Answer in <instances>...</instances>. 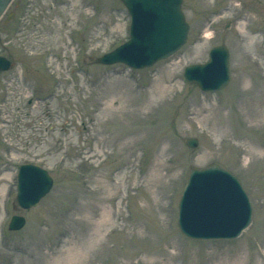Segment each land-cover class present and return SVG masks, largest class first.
<instances>
[{
	"label": "rangeland",
	"instance_id": "374dc122",
	"mask_svg": "<svg viewBox=\"0 0 264 264\" xmlns=\"http://www.w3.org/2000/svg\"><path fill=\"white\" fill-rule=\"evenodd\" d=\"M55 1L40 0L42 14H30L48 30L32 27L31 42H49L51 57L17 58L0 73V264H161L175 252L174 264H264V88L246 92L264 84V0H182L185 45L139 71L97 63L128 39L120 0ZM4 18L8 47L15 22ZM77 19L80 50L70 36ZM219 45L229 51V83L201 93L182 71ZM249 96L258 102L241 106ZM249 111L259 118L247 120ZM189 138L196 149L185 146ZM213 162L239 180L252 222L231 241H193L177 227L179 199L189 167ZM23 164L53 179L29 210L15 199ZM154 171L165 173L161 189L146 187ZM15 214L25 226L8 232Z\"/></svg>",
	"mask_w": 264,
	"mask_h": 264
},
{
	"label": "water",
	"instance_id": "95a60500",
	"mask_svg": "<svg viewBox=\"0 0 264 264\" xmlns=\"http://www.w3.org/2000/svg\"><path fill=\"white\" fill-rule=\"evenodd\" d=\"M12 0H0V17ZM131 17L130 40L109 54L100 57L102 65L123 63L130 68L150 67L174 54L186 40L188 26L180 10L181 0H120ZM9 63L0 59V71ZM185 81L196 84L201 92L218 91L229 81L228 51L217 46L203 65L187 66ZM186 145L196 148L197 141ZM17 201L25 209L36 204L52 185L47 173L39 168L19 169ZM251 208L238 180L225 168L212 163L206 168H189L187 185L181 197L178 226L191 239H234L249 226ZM24 219L13 217L9 230H19Z\"/></svg>",
	"mask_w": 264,
	"mask_h": 264
},
{
	"label": "flooded vegetation",
	"instance_id": "af4514ba",
	"mask_svg": "<svg viewBox=\"0 0 264 264\" xmlns=\"http://www.w3.org/2000/svg\"><path fill=\"white\" fill-rule=\"evenodd\" d=\"M60 0H56L55 2L58 3V6L64 7L66 8L67 3L65 2L66 0H62L64 2L59 3ZM36 5V7L39 10H30L31 6ZM11 7H13L12 10V17H14L13 22L14 26L12 27V34L10 36L11 41H8L11 45L8 47H4L3 43H2V39H1V32H0V54L4 53L6 54V58L8 60H10V62L13 64V66H15L16 61L15 59L17 58H24V60H29V61H38V60H47V58L51 57L52 54L47 52V49L45 48L49 42L47 43V45L41 46L43 45L45 42H41L40 44H35L33 42H31V37H32V32H29L30 29L33 28H38L40 27L42 29V31H48L47 29L44 30L43 25H41L39 23V18H31L30 14H38L41 13L42 14V5L40 4V0H22V2H17L14 1L13 4L11 5ZM64 8V10H65ZM62 10V8H61ZM78 17V16H77ZM30 18L33 20V24H31L30 22ZM45 20V18H43ZM43 20V22H44ZM80 20L77 19V21L75 22V30L76 31H80L81 29V25H80ZM5 26V25H4ZM39 32V30H37ZM70 36H76L75 38V46H77V37L79 36V34H73V32H71ZM30 43V44H29ZM40 46V47H39ZM73 46V48L75 47ZM14 47V48H13ZM78 49H80L79 46H77ZM34 53V54H33ZM11 54H13V56L11 57ZM3 55V54H2ZM14 68V67H13ZM33 92H38L40 90H35L32 89ZM48 97V95H47ZM47 97L42 98H37V100L41 101L42 104L43 102L46 100ZM32 100H30L28 102V104H31Z\"/></svg>",
	"mask_w": 264,
	"mask_h": 264
},
{
	"label": "bare ground",
	"instance_id": "6f19581e",
	"mask_svg": "<svg viewBox=\"0 0 264 264\" xmlns=\"http://www.w3.org/2000/svg\"><path fill=\"white\" fill-rule=\"evenodd\" d=\"M243 76H244V74H243ZM239 84H240V81H239ZM257 87H263L264 88V84L256 86V83H254V85H251V87L250 86L247 87L246 92H248L249 94L252 95V93H254L256 91ZM253 102H258V100H255L252 96H249L248 98H246L244 100V102L241 104V106H245V105L247 106V105L252 104ZM261 102L264 105V100H262ZM245 117L249 121L253 118H259V116L256 115L253 111L247 112V114H245ZM262 127H264V125H262ZM158 167H160V166H158ZM164 177H165V173L163 174V173H159V171H154L153 174L151 175V177L148 179V181L146 183L147 184L146 187L149 188L150 186L154 185L157 188L161 189L160 182ZM105 216L107 218L108 213L105 212L103 214V218H105ZM102 224H103V222L101 221L98 224V226H101ZM99 232H100V228L98 227L96 233H99ZM178 257H179V255H177V252L172 253V255H169V256L166 255V258L161 260V264H174L178 260L177 259ZM154 264H159V263L154 262ZM233 264H239V263H233Z\"/></svg>",
	"mask_w": 264,
	"mask_h": 264
}]
</instances>
